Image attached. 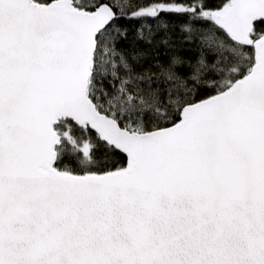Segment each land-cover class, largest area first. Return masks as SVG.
Wrapping results in <instances>:
<instances>
[{
    "label": "snow or ice",
    "instance_id": "obj_1",
    "mask_svg": "<svg viewBox=\"0 0 264 264\" xmlns=\"http://www.w3.org/2000/svg\"><path fill=\"white\" fill-rule=\"evenodd\" d=\"M0 264H264V0H0Z\"/></svg>",
    "mask_w": 264,
    "mask_h": 264
}]
</instances>
